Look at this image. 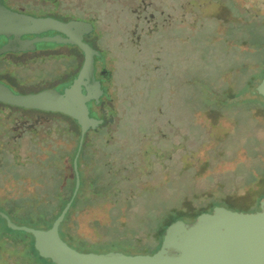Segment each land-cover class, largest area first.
I'll list each match as a JSON object with an SVG mask.
<instances>
[{
  "label": "rangeland",
  "instance_id": "374dc122",
  "mask_svg": "<svg viewBox=\"0 0 264 264\" xmlns=\"http://www.w3.org/2000/svg\"><path fill=\"white\" fill-rule=\"evenodd\" d=\"M58 4V11L51 9L56 14L45 10L55 17L92 24L84 41L102 58L89 69L87 82L94 84L96 74L106 88L102 103L93 107L100 122L84 134L76 160L82 194L70 216L69 230L87 241L70 242L60 227L64 240L79 251L131 253L118 241L109 244L126 227L145 235L152 215L165 207L182 209L183 204L200 203L207 205V211L218 205L256 211L253 204L235 208L223 202V191L214 186L217 176L210 174L233 168L234 138L210 169L206 166L201 172V166L216 147L205 136L209 128L204 111L209 106L207 98L220 108L226 93L219 88L233 83L244 90L247 77L260 80L264 74V0H58ZM54 43L41 42L40 47L53 48ZM65 47L60 48L66 56L81 62L80 51ZM75 63L48 57L27 61L26 66L9 63L5 67L0 62L4 73L0 76L9 92L29 94L71 81ZM13 109L14 105L0 101V264H48L38 255L32 257L27 245L19 241L30 238L29 234L9 229L3 215L19 225L48 228L41 219L22 214V210H33L31 200L14 207L9 199L40 192L44 200L45 187L54 195L60 184V162L56 160L59 169L52 181L42 173L44 161L51 152L74 147L78 132L74 125H64L68 120L64 115L34 114L35 109H24L22 115ZM245 113H239L240 118L246 119ZM222 122L234 130L230 119ZM255 130L257 137L264 136L263 127ZM97 169L113 175L105 173L99 181ZM65 173L70 179L74 175L75 181L73 163L72 170L68 165ZM96 181L108 185L97 196ZM233 190L230 198L244 193L246 187ZM34 208L39 211L40 205ZM165 213L179 216L177 210ZM143 240L150 243L143 246L146 252L158 246L152 237Z\"/></svg>",
  "mask_w": 264,
  "mask_h": 264
},
{
  "label": "water",
  "instance_id": "95a60500",
  "mask_svg": "<svg viewBox=\"0 0 264 264\" xmlns=\"http://www.w3.org/2000/svg\"><path fill=\"white\" fill-rule=\"evenodd\" d=\"M92 29V24L84 20L62 21L43 15L29 16L23 25L0 18V34L22 39V35L36 33L32 39L22 40L32 48L38 42H70L76 44L83 55L79 70L60 90L46 88L35 93L15 94L0 85L1 102L60 112L74 118L80 129L78 150L72 160L76 174L72 196L51 226L19 225L3 215L9 228L30 233L38 254L53 264H264V196L256 211H238L218 205L210 212L199 213L192 221L174 220L165 227L160 246L152 253L79 251L62 239L59 225L79 187L76 160L83 137L89 127L94 128L100 122L93 116V107L98 101L96 94L103 91L101 82L97 80L91 85L87 82L89 69L100 59L99 52L83 41V34ZM49 31L56 33L38 36ZM254 90L264 98V74Z\"/></svg>",
  "mask_w": 264,
  "mask_h": 264
},
{
  "label": "trees",
  "instance_id": "16d2710c",
  "mask_svg": "<svg viewBox=\"0 0 264 264\" xmlns=\"http://www.w3.org/2000/svg\"><path fill=\"white\" fill-rule=\"evenodd\" d=\"M62 44L73 43L62 42ZM147 56L149 57V54H147ZM151 62L156 67L155 61L151 60ZM258 82L259 79H257L253 75H250L245 81L246 86L244 90H241L240 88L236 89L238 87H236V84L233 85V83L232 85H225L224 87H226V89L222 87L219 88L220 90L218 89L219 92L226 93V95L222 97V106L220 108H215V106H212V99L207 98L208 100L206 101L209 106H206L204 108V111L209 118V128H207L208 132L205 134V136H207L208 140L212 139V141H215L216 147L214 148L213 152L208 151L209 154L207 153V158L203 162L205 163V165L201 166V172L206 170V166L210 169L212 167V161H217V159L224 156V151L230 143L229 139L234 138L235 142L233 145H231L232 147L230 153L231 160L234 161L233 168H230L228 170L220 169L218 172H211L210 174L217 176L214 186L223 191L221 196L222 201L233 204L235 208H250L252 204L255 205L256 208H258V201L264 196V136L259 138L255 134V127L261 126L264 128V98L254 90ZM96 97L98 98L97 94ZM242 112H246V119L240 118L242 115H239V113ZM61 115H64L68 118V120L63 121L64 125L68 127L74 125L76 131L78 132V135L75 139L76 143L74 147L70 149L63 148L60 150V152L56 153L51 152L48 158L44 161L45 167H43L44 169H42V173H46L47 180L53 181L55 174L57 173L55 171L61 168V174H59V187H56V189L54 188V195L52 193L53 190L52 192L47 193L49 190L46 187L44 188V190L42 189V192H46V197L44 198V200H42V194L40 192H35L34 195L27 197L9 199V201L13 203L14 207L31 200L33 210H22V214L24 215V217H31L30 219H33L34 217L41 219V224L46 225V227L51 226L53 220L57 217L67 201L70 199L75 183L74 175L72 179L66 177L65 170L68 165L72 170V159L77 148V139L80 129L77 121L74 118L62 113ZM223 118L230 119V124H232V126L234 127L233 131L229 126H225V124L222 122ZM91 128L92 127H89L86 132L88 133ZM68 134L72 137L73 130H68ZM56 160H59L60 162L59 168H57ZM103 172L104 171L100 169H97V171H95L96 174H101V177L97 178L99 179V181H102V179L105 177L106 172ZM106 175H109L110 177V175L112 176L113 174L108 171ZM239 175H242L240 180H238ZM57 176L58 175H56V177ZM99 181L93 182L94 192L96 194L95 196L100 195L101 192L108 187L107 184H99ZM85 183L86 182L84 180L83 185H85ZM237 186L243 188L246 187L245 192L242 194L236 193V197L230 198L229 196L233 192H235V190L233 189L235 187L237 188ZM81 194L82 189L79 188L59 225V228L61 227L64 229V238L72 243L74 241H87L72 234L69 230L70 216L72 212L77 208L78 199L80 198ZM39 205L40 210H34L36 209L34 207H38ZM181 207L183 208L178 209L179 207H165L166 209L163 208L158 213L156 212L155 214H153V220H151V224H149V227L146 231L147 233H145V235H136L135 230L126 227L123 233L114 238L115 240L111 241L109 245H113L115 241H118L126 250L128 249L131 253H136L137 251L141 253H152L156 251L160 246L163 231L169 223L173 222L176 219L192 221L199 213L207 211V205L200 203L195 205L186 203ZM168 210H177L179 216H171L170 214L165 213ZM210 210H212V208H210ZM28 234L30 238L25 236L24 239L20 238L19 241L24 242V246L27 245V249L30 250L29 253L32 255V257L33 255L34 257L38 255L40 258H43L48 264H53L48 258L41 257L38 254L33 246V237L30 233ZM60 236L62 237L61 234ZM146 237H152V243L158 241V246L151 252H146L147 247H143L150 244L149 242L143 240ZM64 238L62 237V239ZM9 243L11 242L9 241ZM11 244L15 245L13 243ZM101 245L95 244V246ZM14 261H19V258H14Z\"/></svg>",
  "mask_w": 264,
  "mask_h": 264
},
{
  "label": "flooded vegetation",
  "instance_id": "af4514ba",
  "mask_svg": "<svg viewBox=\"0 0 264 264\" xmlns=\"http://www.w3.org/2000/svg\"><path fill=\"white\" fill-rule=\"evenodd\" d=\"M23 6H27L31 9H24V8H22ZM45 8H49L51 12H53V10H51V9L58 11L59 10L58 0H0V18L6 22L15 23V24H19V25L26 24L28 22L29 16H42V15L43 16H50V17H53V18H56V19H59L62 21H70L72 19V18H65L64 16H62V17L52 16L45 10ZM53 13L56 14V12H53ZM55 33L56 32H54V31H49V32H45V33H39L38 36H43L46 34L53 35ZM87 34H83V41H84V37ZM36 35H37L36 33L26 34V35H22L21 38L22 39H32ZM22 39L16 38L11 34H7V35L0 34V62L5 64L4 65L5 67L9 66V63H15V64H20V65L26 66L27 61H31V60L42 61L46 57H48L50 59L65 58V59L70 60V61L71 60L76 61L75 64L77 65V69H74L75 74L79 70V68L81 66V62L83 60V55H82L81 50L76 45L62 44L60 42L54 43V41H49L50 43L55 44V46L53 48L42 49L40 47L41 42L36 43V47L32 48L27 44L26 41H24ZM62 46L75 47L74 48L75 51L76 50L80 51V53H81V55H80L81 60L80 61L81 62H79V59L76 58L75 56H66V53L61 51ZM28 52H32V54H28ZM99 57H100V59L102 58L100 53H99ZM95 66L96 65L94 64V68H95ZM1 74L4 75V73L0 72V75ZM75 74H74V76H75ZM95 79L99 80L101 82V88L103 89V91H101L102 92L101 94L97 93L98 101H97L96 105L98 106L103 101L102 96H106V90H105V86L103 85V78H101V77L98 78V77H96V74H95ZM69 82L70 81L64 80L63 83L60 84V87L57 88L54 85V87H51V88H57L60 90ZM0 85H3L9 89V85L7 84V82L4 80V78L2 76H0ZM40 89L43 90V88H38L39 91H40ZM24 94H27V93H24ZM14 108L16 109V112L20 111V113L22 115H25V112H23L24 109H25L24 111H30L29 109H35V110H33L34 114H36V113L40 114L43 112L44 113L51 112V113H56L58 115H61L60 112L45 111V110H40V109H36V108H24V107H20V106H16V105H14ZM15 109H13V110H15ZM95 116L97 117L96 112H95ZM256 209L259 210V206ZM210 211L211 210H208V212H210ZM247 211H251V210H247Z\"/></svg>",
  "mask_w": 264,
  "mask_h": 264
}]
</instances>
